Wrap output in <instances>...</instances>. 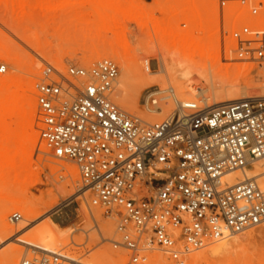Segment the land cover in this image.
<instances>
[{"label":"built area","instance_id":"obj_1","mask_svg":"<svg viewBox=\"0 0 264 264\" xmlns=\"http://www.w3.org/2000/svg\"><path fill=\"white\" fill-rule=\"evenodd\" d=\"M210 7L198 19L170 22L176 47L207 62L264 66L262 1L218 0ZM152 63L157 69L155 57ZM5 70L0 63V74ZM117 77L108 58L64 70L46 64L36 84V148L74 163L83 188L93 192L91 206L116 220L119 240L112 243L128 252L127 264L145 263L152 246L184 264L191 253L263 224V177L246 173L264 159V96L212 106L174 101L162 119L145 123L111 100ZM171 93L165 95L172 102ZM144 102L159 113L167 105L155 97ZM7 221L23 218L13 212ZM17 264L81 263L32 250Z\"/></svg>","mask_w":264,"mask_h":264},{"label":"bare ground","instance_id":"obj_2","mask_svg":"<svg viewBox=\"0 0 264 264\" xmlns=\"http://www.w3.org/2000/svg\"><path fill=\"white\" fill-rule=\"evenodd\" d=\"M210 2L154 0L153 9L162 16L156 18L153 9L150 14H145L141 9H133L128 0H0V58L27 77L25 82H21L18 75L11 71L0 75V264H17L23 250L25 254L32 250L57 252L58 246L64 247L77 230L61 229L48 216L59 205L51 191L47 193L50 197L47 199L29 194V188L33 185L30 162L39 141L40 126L35 98V77L38 72L31 68L29 55L16 42L6 37L2 29L11 32L33 51H43L49 56L54 48L48 40L49 32L55 36L65 33L79 35L82 39L79 46L89 51L86 58H83V65L101 58L117 60L119 74L113 88L112 101L133 113L139 112L145 105L144 111H149L148 114L151 115L137 117L145 123H153L161 119L157 115L159 112L155 108L148 110L145 102L140 105L139 99L142 92L154 87L157 89L150 90L144 101L155 97L161 102H167L166 108L160 106L163 115L173 109L174 101L184 103L188 99L212 106L252 98L257 91L264 92L263 66L259 68L255 78H251L250 73L255 69L231 67L220 63L218 59L208 60L209 62L201 58L195 59L178 49L170 40L168 25L173 16L181 14L190 19H198L201 12L197 6H208ZM89 3L92 5L93 16L84 10V6ZM131 25L135 26L142 38L139 53L128 39V28ZM107 33L111 37H107ZM151 57L158 60L155 71L149 65ZM169 89L173 92L170 94L172 102L165 95ZM164 99L166 100L162 101ZM39 152L43 156L50 154L44 147H40ZM42 161L51 172H62L65 183L57 192L62 195L75 194L76 200L81 197L85 200L90 189H81L74 163L40 156L39 163ZM252 167L247 172L255 170L263 177L264 182V159L258 160ZM238 176L240 175L232 174L229 182H234ZM252 176L247 175L248 178ZM67 186L70 188L68 192L65 190ZM80 205L85 211V219L90 216L93 220L95 215L91 208L87 204L84 208L83 202ZM12 210L22 214V223L9 225L7 214ZM96 228L107 240L115 241L110 224L100 223ZM82 231L86 233L85 230ZM19 233L24 237H15ZM13 237L14 242L22 246L9 247V240ZM224 240L187 256L184 264H254L248 257L231 258L239 240ZM150 252L144 264H167L164 253L156 246H152ZM126 262L123 255L103 252L80 261L81 264ZM257 264H264V260Z\"/></svg>","mask_w":264,"mask_h":264},{"label":"rangeland","instance_id":"obj_3","mask_svg":"<svg viewBox=\"0 0 264 264\" xmlns=\"http://www.w3.org/2000/svg\"><path fill=\"white\" fill-rule=\"evenodd\" d=\"M128 1L131 4V7L133 9H141L145 14L146 13L150 14V10L154 8V0H128ZM210 1L211 2L209 3L208 6H211V7L216 6L218 2V0H210ZM261 1L263 3L262 13H264V0H261ZM197 7L200 12L204 11V9L206 8V6L204 5H198ZM84 10L86 13H90L93 16L94 12L92 9V5L90 3L84 6ZM153 15L156 18H162V16L157 11H154V9H153ZM187 19H189L188 16L177 14L176 16H173L171 18V21L173 20L183 21ZM128 31H129L128 39L130 40L131 45L137 48L136 52L139 53L140 51L138 47L142 41V38L134 25L129 26ZM2 33L6 37L11 39L12 41L16 42L19 45V47L23 49V51L26 54L29 55L30 57L29 63H30L31 68L33 69V71L38 72V75L35 77V80H36L35 81V92H36V84H38L41 81L42 71L45 69L46 64H50L52 66L57 67L60 70H64L68 64L90 66L96 61L105 59V58L96 59L95 61H92L91 63L87 65H83L82 64V61L84 60L83 58H86V56L89 54V51L84 50L79 46V43H81L82 39L79 35H76L73 33H65V34H60L58 36L57 35L55 36L52 34V32H49L48 40L54 46L53 51L50 56L46 55L43 51H40V52L33 51L27 44L22 42L20 39H18L16 36H14L11 32H9L6 29H2ZM107 37H111V34L107 33ZM144 56L145 55H143V57ZM108 59H111L116 63V65L118 66V74H119V64L117 60L112 59V58H108ZM0 63L5 65V68H6L5 73L0 74V75H4L8 71H11L18 75L21 82L26 81L27 79L26 75L23 74L22 72H19L17 68H15L13 65L8 64L6 60L0 58ZM141 63L139 62V64ZM225 65H228L231 67L245 66V67H249L250 69H255L254 71L250 73L249 77L251 78H255V75L257 74V71L260 68L257 65H252V64L246 65V64H240V63H225ZM151 68L152 69L156 68L155 63L151 64ZM199 81L203 83L202 80H199ZM155 89L157 88L154 87L152 89L145 90L144 92H142L140 99H139V104L143 105L146 94L150 90H155ZM112 94H113V91H112ZM253 95H255L254 97L264 96V92L257 91ZM35 97H36V94H35ZM120 108L125 110L129 114H132L135 116L151 115L144 111L143 106L140 108L139 112L137 113H133L129 110H126L124 107H120ZM164 108L166 107L164 106ZM152 115H155V114H152ZM157 115L159 116V118L162 119L163 111ZM39 120H40V117H39ZM39 126H40V123H39ZM40 156H42L43 158H52V159H58L61 161H68V160L56 158L54 157L52 153H50L48 156H43L37 151V148H35L33 156L31 158V162H30V176H31V182L33 183V185L29 188V194L32 195L33 197L44 196L47 199V198H50L47 195V193L51 191L52 195H54L58 199L59 205L55 207L53 210H51L48 216L51 218L52 221L58 224L61 229L69 228L70 229L69 231L77 229L72 233V236L69 237L68 243L64 247L58 246L56 251L61 252L62 254H65L68 256L79 258L80 261L87 259V257L92 254L100 253V252H103L106 254L112 253V254L123 255L124 257H126V261H128V258H127L128 252L124 248L120 246L114 247L112 241L107 240L105 236H102V234L98 233L96 227L100 223L106 222L107 224L111 225V228L113 230L112 232L113 240L115 241L119 240L115 232L116 220L108 217L104 213L103 209L91 206L90 202L93 196V192L90 190L88 194L86 195L85 200L82 197L76 200L75 199L76 196H74L75 194L62 195L59 192H57V190H59L62 187V185L65 183V179L62 177V172H54V173L51 172V170L45 166L43 161L42 163H39ZM246 174L255 175L257 174V172H255L254 170L252 172H247ZM80 185H81V189H83V186L81 183ZM65 190L68 192L70 191V188L67 186ZM81 202H83L84 208H85L84 205L86 204L89 206V208H91L92 213H94L93 215H95L93 216V220L91 219L90 216L87 217L88 218L87 220L85 219L86 214L83 208H81V205H80ZM13 212L20 213L17 210H12L9 212V214H7V216H9ZM22 222L23 221H21V223ZM9 225L14 226V224H11L10 222H9ZM26 227L29 228L30 226H26ZM82 230H85L86 233H84V231ZM250 232L252 235H250ZM17 236L24 237V235H22L21 233L16 234L15 237ZM15 237L9 240L10 242L9 247L22 246V244L14 242ZM232 239H238L239 243L237 245V248H235V250L233 249L234 251L230 255L231 258L236 259L239 256H240L239 258L248 257L249 259H251L252 263L254 264H257L261 260H264V223L256 227L249 228L240 234L229 236L225 240L230 241ZM215 244L217 243L209 244L206 247H210ZM1 247L2 246L0 244V249ZM156 248L160 250L157 246ZM24 254H25V250L21 252L20 258L24 256ZM150 254L151 252H149V255ZM190 255H188V257H190ZM165 260L167 264H173V262H171L168 259L167 255H165ZM125 264H127V262Z\"/></svg>","mask_w":264,"mask_h":264}]
</instances>
